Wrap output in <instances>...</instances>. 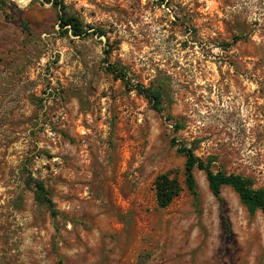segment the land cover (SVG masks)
Wrapping results in <instances>:
<instances>
[{
  "label": "rangeland",
  "instance_id": "rangeland-1",
  "mask_svg": "<svg viewBox=\"0 0 264 264\" xmlns=\"http://www.w3.org/2000/svg\"><path fill=\"white\" fill-rule=\"evenodd\" d=\"M171 2L65 0L74 36L51 2L0 0V264H264L262 211L198 169L191 194L172 143L264 188V0ZM157 79L161 111L136 86ZM166 171L184 190L160 208Z\"/></svg>",
  "mask_w": 264,
  "mask_h": 264
},
{
  "label": "trees",
  "instance_id": "trees-1",
  "mask_svg": "<svg viewBox=\"0 0 264 264\" xmlns=\"http://www.w3.org/2000/svg\"><path fill=\"white\" fill-rule=\"evenodd\" d=\"M51 2L60 13L61 26L63 28L69 27L74 36H81L88 33L86 24L76 15L68 13L65 0H45ZM165 3L168 9L175 10L177 5L173 4L171 0H160ZM27 29V28H26ZM106 31L102 28L98 29V35H104ZM239 36L234 39H238ZM107 70L114 75L115 78L121 79L126 86H131L130 80L121 65L111 64L107 66ZM137 90L153 103V108L161 111L162 104L165 97V90L162 86H166L163 80H155L149 87L143 84H138ZM180 128V125H176ZM173 145L177 146L179 153L185 156L184 163V183L187 189L194 196L198 195L197 181L195 177V170L204 171L209 182L212 193L220 200H222L221 193L224 186H230L239 196L241 202L246 206L251 214H255L257 210H261L264 215V188H254L252 180L240 174L226 173L223 170H213V157L207 160L202 159L195 153V149L188 147L185 143L178 142L176 139L172 140ZM25 184L33 193L38 204L46 207L53 217L58 215V210L55 207L53 199L45 183L32 175L28 174ZM156 202L160 208L168 207L184 190V186L180 182L178 175L173 171H166L160 173L155 181ZM225 228L227 231L230 225L225 220Z\"/></svg>",
  "mask_w": 264,
  "mask_h": 264
},
{
  "label": "bare ground",
  "instance_id": "bare-ground-1",
  "mask_svg": "<svg viewBox=\"0 0 264 264\" xmlns=\"http://www.w3.org/2000/svg\"><path fill=\"white\" fill-rule=\"evenodd\" d=\"M21 1H27V0H21Z\"/></svg>",
  "mask_w": 264,
  "mask_h": 264
}]
</instances>
